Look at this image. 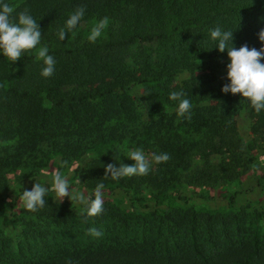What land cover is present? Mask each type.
<instances>
[{
	"label": "trees",
	"instance_id": "obj_1",
	"mask_svg": "<svg viewBox=\"0 0 264 264\" xmlns=\"http://www.w3.org/2000/svg\"><path fill=\"white\" fill-rule=\"evenodd\" d=\"M5 2L13 7V17L26 10L37 20L40 43L55 60L53 74L44 78L39 74L41 63L35 49L22 53L13 63L0 56V141L15 137L18 157L34 152L43 140L54 142L73 135L68 145L78 152L85 148L81 145L85 136L97 135L105 126L109 128V138L115 139L116 126L124 123L128 109L136 103L128 91L140 86L141 107L156 117L144 133L156 148L169 154L175 150L174 164L159 163L145 175L113 180L105 175L104 166L119 163V156L108 151L83 165L80 180L85 186L94 190L98 185H115L133 200L136 197L132 195L149 188L151 201L159 205L174 199L169 190L178 182V169L186 170L194 156H204V160L207 156L220 157L225 169L214 174L216 179L232 180L241 174L243 144L237 136L235 113L247 112L249 132L257 136L264 135V111L252 110L239 94L220 91L227 83L224 76L218 80L225 72L227 59L215 47L210 49L213 41L209 30L217 26L233 30L234 47L243 44L259 49L257 33L264 27V0H172L170 10L166 0ZM81 5L85 15L80 23L108 21L105 38L81 40L79 23L59 41L58 29L68 14ZM166 25H170L169 31H162ZM133 43L156 45L160 58L143 56L141 52L124 53L123 47ZM182 75L187 78L175 82ZM171 91H182L193 111L180 117L176 125L162 115L164 103L175 108V102L168 100ZM184 126L198 138H183L178 128ZM5 165L0 159V168ZM205 177L208 176H198L194 181L199 184ZM5 195L6 183L0 177V221L9 225L17 217L2 211ZM45 203L35 212L23 206L18 215L65 219L63 210L48 196ZM99 214L108 217L99 237L80 230L57 240L44 230L33 236L26 253L18 249L13 254L0 245V264H264V227L259 237L256 228L245 224L209 223L211 219L203 214L174 209L167 214L170 224L164 228L153 223L148 228L134 227L135 232L129 233L122 230L127 228L129 214L109 204H104ZM198 217L203 218L201 225ZM168 235L175 239L174 243L157 242L161 237L163 242L169 239Z\"/></svg>",
	"mask_w": 264,
	"mask_h": 264
},
{
	"label": "rangeland",
	"instance_id": "obj_2",
	"mask_svg": "<svg viewBox=\"0 0 264 264\" xmlns=\"http://www.w3.org/2000/svg\"><path fill=\"white\" fill-rule=\"evenodd\" d=\"M166 3L168 10H170L172 0H166ZM97 21L91 20L80 23L81 40L83 38L87 39L90 28ZM103 21L105 27L98 39L106 36L104 30L108 25V21ZM169 29L170 25H166L162 28V31H169ZM123 51L128 55L141 52L143 56H150L157 60L160 58L159 50L154 44L133 43L124 46ZM223 76L224 74L218 77V80H222ZM185 78H187L186 75L179 76L175 82H180ZM140 92V86H133L129 89L128 93L134 97L136 103L128 109L127 119L124 123L121 126H116V137L113 140L109 138L108 126H105L100 129L97 135L85 136L81 144L85 148L82 147L78 152H74L68 145L75 137L73 135L69 138L59 137L54 142L43 140L37 145L34 152L19 157L20 153L15 149L18 146L15 137L0 141V159L6 162V165L0 168V177L6 183V199L2 211L6 216L15 213L14 218L17 217V221L9 225H4L0 221V245L3 249L11 251L13 254L18 249L26 253L25 251L29 250L27 245L33 244V236L44 230L49 232L48 237L55 236L57 240L61 236L66 238L68 234L75 235V231L79 232L80 230L87 231L92 236L88 232L89 228H95L102 234L104 222L108 220V217H101L100 214L87 216L83 204L72 199L73 194L79 196L82 200L94 198L97 189L91 190L80 180L83 165L90 159L99 158L108 151H113L119 156L120 163L130 164L132 161L126 158L127 152L140 148L148 159L154 152H166L169 159L164 163L174 164L175 150L172 149L171 154H169L163 149L156 148L154 142L144 133L145 128L152 125L156 117L148 115L141 107ZM42 98L45 99V96L42 95ZM192 112L191 107L190 113L185 116H189ZM162 115L165 120L172 119L175 125L181 120L176 115L175 108L169 104L164 103L162 105ZM234 117L237 136L243 144L241 150L244 158V165L239 168L242 172L236 178L221 180L214 177L215 173L225 169L219 156H207L206 160H204V156H194L186 170L178 169V182L169 190L170 195L174 198L172 201L163 200L159 205H155L151 201L149 188H140L142 190L139 193L132 195L136 197L135 200L125 196L122 190L115 187V185L99 188L102 205L109 204L130 215L129 220L126 222L127 228L123 227L122 230L133 233L135 232L134 227L139 229L148 228L150 227L148 224L153 223H155L153 226L158 225L164 228L165 224H170L167 214L174 209H180L191 210L195 214H203L205 218L211 219L209 223L215 221L226 226L236 222L245 224L252 229L256 228L258 236H262L264 227V135L254 136L250 134L251 122L246 111L240 110L235 113ZM183 128H178L183 138H198V134L190 132L185 126ZM183 130L186 131V134L183 133ZM66 155L68 156L66 157ZM64 157L65 159H63ZM15 161L18 162L13 165ZM225 162H227V159ZM156 165L150 164L148 172L155 170ZM57 170L61 172L70 185L69 187H71L69 199L64 197L58 200L51 191L48 192L47 196L63 210L62 215L65 219L60 220L41 216L19 217L18 210L23 207L20 199L21 191L30 189L34 182L50 187L48 181ZM206 175L208 177L202 179L199 184L194 181L198 176ZM141 204L147 207H140ZM198 218V224L201 225L203 218ZM117 226L121 227L120 225ZM165 229L167 230V228ZM151 233L154 235V232L151 231ZM151 233L148 236L152 237ZM168 238L172 240L165 239L163 242L164 239L161 237L157 239V242L162 244L175 242V239L170 235H168Z\"/></svg>",
	"mask_w": 264,
	"mask_h": 264
},
{
	"label": "clouds",
	"instance_id": "obj_3",
	"mask_svg": "<svg viewBox=\"0 0 264 264\" xmlns=\"http://www.w3.org/2000/svg\"><path fill=\"white\" fill-rule=\"evenodd\" d=\"M5 0H0V56L7 58L11 63L21 58L22 53L29 50H36V58L41 63L40 76L47 78L54 72L55 60L48 54V48L41 45V31L37 20L25 11L16 13ZM85 15L84 6H77L68 14L63 25L58 29L56 36L59 41L65 38V33L72 32ZM105 27V22L99 20L90 28L87 35L89 42L96 41ZM209 38L213 41L212 49L226 54L227 62L224 65V79L227 83L220 88L222 93L239 94L244 98L248 106L257 113L264 111V27L257 33V40L260 42L259 49L241 45L238 48L233 46V30H222L219 26L209 30ZM40 45L38 48L37 46ZM209 49V50H210ZM168 100L175 102V112L178 117L190 113L192 107L189 99L182 91H171ZM126 158L132 163H109L104 166L105 175L113 180L133 175H145L148 173L150 164L166 162L169 156L166 152L152 153L148 159L140 149L129 150ZM50 187L34 182L30 189L21 191L20 199L23 206L30 211H37L46 206L45 200L49 191L53 192L58 200L67 197L71 191L70 185L65 177L57 170L48 181ZM102 185L97 186L94 198L82 200L73 194L72 199L79 201L84 206L87 216L98 215L103 210L102 196L99 191ZM88 232L99 237L101 232L95 228H89Z\"/></svg>",
	"mask_w": 264,
	"mask_h": 264
}]
</instances>
